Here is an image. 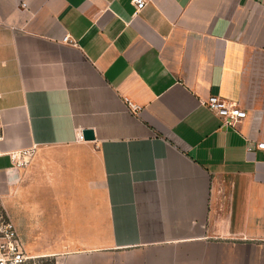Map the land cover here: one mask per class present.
<instances>
[{
  "label": "crops",
  "instance_id": "0c3cea01",
  "mask_svg": "<svg viewBox=\"0 0 264 264\" xmlns=\"http://www.w3.org/2000/svg\"><path fill=\"white\" fill-rule=\"evenodd\" d=\"M146 1L0 0L1 210L45 264H264V0Z\"/></svg>",
  "mask_w": 264,
  "mask_h": 264
},
{
  "label": "built area",
  "instance_id": "2783aa9c",
  "mask_svg": "<svg viewBox=\"0 0 264 264\" xmlns=\"http://www.w3.org/2000/svg\"><path fill=\"white\" fill-rule=\"evenodd\" d=\"M136 12L141 11L147 1L131 0ZM64 42L72 44L66 37ZM127 107L131 111H137L138 107L128 100H125ZM203 106L219 118L223 125L233 127L238 121L245 118V111L235 102L226 101L215 95H210L204 102ZM3 133L0 125V156L6 155L13 167L16 169L25 168L32 155L31 150H20L3 152L1 150V142ZM252 147H247V151H251ZM254 149L264 150V143H257ZM0 264H45V257L38 255H28L24 252L22 243L17 235L15 227L10 221L2 220L0 217Z\"/></svg>",
  "mask_w": 264,
  "mask_h": 264
},
{
  "label": "water",
  "instance_id": "95a60500",
  "mask_svg": "<svg viewBox=\"0 0 264 264\" xmlns=\"http://www.w3.org/2000/svg\"><path fill=\"white\" fill-rule=\"evenodd\" d=\"M82 137L84 140H93V131L91 130H84L82 131Z\"/></svg>",
  "mask_w": 264,
  "mask_h": 264
},
{
  "label": "rangeland",
  "instance_id": "374dc122",
  "mask_svg": "<svg viewBox=\"0 0 264 264\" xmlns=\"http://www.w3.org/2000/svg\"><path fill=\"white\" fill-rule=\"evenodd\" d=\"M0 217L2 218V220H6L5 216H4V213L2 212L1 210V207H0Z\"/></svg>",
  "mask_w": 264,
  "mask_h": 264
}]
</instances>
